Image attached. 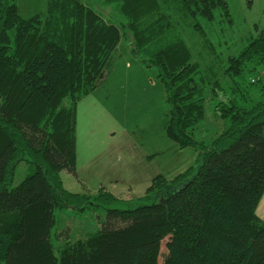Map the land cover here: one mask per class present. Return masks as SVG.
<instances>
[{
	"label": "trees",
	"instance_id": "obj_1",
	"mask_svg": "<svg viewBox=\"0 0 264 264\" xmlns=\"http://www.w3.org/2000/svg\"><path fill=\"white\" fill-rule=\"evenodd\" d=\"M112 20L82 0H49L24 16L15 0H0V264H264V84L247 83L246 69L264 67V26L229 58L230 85L202 74L180 26L200 18L229 21L227 0H105ZM176 18V19H175ZM155 66L168 104V135L195 146V163L171 179L160 174L141 196L159 202L107 208L118 198L73 192L62 180L76 174L78 103L92 93L121 39ZM210 49L214 42L208 39ZM252 85V87H251ZM226 128L211 140L195 137L206 92ZM255 89V90H253ZM253 91L258 92L254 94ZM22 160L36 171L9 188ZM107 208L101 227L55 253L56 211Z\"/></svg>",
	"mask_w": 264,
	"mask_h": 264
},
{
	"label": "rangeland",
	"instance_id": "obj_2",
	"mask_svg": "<svg viewBox=\"0 0 264 264\" xmlns=\"http://www.w3.org/2000/svg\"><path fill=\"white\" fill-rule=\"evenodd\" d=\"M82 1L102 12L107 20H112L115 4L107 5L105 0ZM227 1L231 11L229 21L210 23L200 18L206 35L195 29V19L189 25L183 23L180 26L184 39L195 52L194 61L202 65V74L211 78L216 76L225 87L230 85L225 73L229 58L238 55L256 34L257 27L264 26V0ZM15 2L26 17L46 11L49 4V0ZM208 39L214 42L211 44L213 50ZM130 47V42L122 38L107 63L101 85L80 101L76 174L67 169L61 171L65 187L73 192L96 196L102 186V190H118L115 194L120 199L107 208L133 209L159 202L161 196L140 198L154 177L162 174L171 179L196 161L191 160L197 150L195 146L181 147L167 133L168 104L157 68L132 55ZM243 78L247 83L261 78L264 84V67L252 71L249 66ZM223 98L222 95L214 96L210 89L206 92L205 116L196 127L197 139L211 140L226 128V121L216 109ZM35 171L33 163L22 160L8 187H15ZM129 190L132 191L130 194ZM107 208L91 205L81 212L72 208L57 210V223L51 232L55 253L59 256L68 241L85 238L97 231ZM166 241H163L160 264L167 256Z\"/></svg>",
	"mask_w": 264,
	"mask_h": 264
},
{
	"label": "crops",
	"instance_id": "obj_3",
	"mask_svg": "<svg viewBox=\"0 0 264 264\" xmlns=\"http://www.w3.org/2000/svg\"><path fill=\"white\" fill-rule=\"evenodd\" d=\"M113 55V54H112ZM133 55V54H132ZM111 58V57H110ZM106 72H107V69H106V71H105V74H104V76L100 79V81H99V83H98V85H97V87H96V89L94 90V91H96L97 90V88L101 85V81L105 78V76H106ZM93 91V92H94ZM83 100V99H82ZM81 100V101H82ZM80 103V102H79ZM79 103H78V105H79ZM77 108H78V106H77ZM78 123V122H77ZM197 155H198V152H197V150L195 149V151H194V155L192 156V159L191 160H195L196 159V157H197ZM192 165V164H191ZM78 166V165H77ZM183 172V171H182ZM121 187H125V186H121ZM112 192V191H111ZM118 193L119 191L118 190H113V194L115 195V196H117V194H115V193ZM132 191L131 190H129L128 191V193L130 194ZM146 192V191H145ZM145 194V193H144ZM143 194V195H144ZM264 202V196H263V198H262V201H260V203H259V205H258V208H257V213H258V215L262 218V220L264 221V204H262ZM74 210V209H73Z\"/></svg>",
	"mask_w": 264,
	"mask_h": 264
}]
</instances>
